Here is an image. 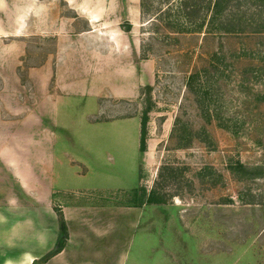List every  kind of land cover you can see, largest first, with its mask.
<instances>
[{"label":"rangeland","instance_id":"obj_1","mask_svg":"<svg viewBox=\"0 0 264 264\" xmlns=\"http://www.w3.org/2000/svg\"><path fill=\"white\" fill-rule=\"evenodd\" d=\"M261 1L246 2L254 19L261 4L264 15ZM69 2L0 0V87L19 84L13 96L23 90L35 108L36 87L54 86V65L51 73L41 65L54 63L59 45L82 50L89 45L79 36L90 31L126 44L127 52L101 59L104 66L94 70H85L94 63L79 51L73 79L81 91L61 107L64 125L80 133L72 148L81 174L90 170L82 181L93 186L89 192L79 186L75 196L114 209L109 233L92 237L90 246L80 243L78 259L264 264V33L193 32L195 25L173 23L179 0L158 20L164 0ZM169 23L193 31L172 32ZM215 52L221 58L212 68ZM203 68L208 75L191 91L187 76ZM184 128L189 142L178 147ZM150 195L160 202L145 203ZM105 252L111 257L102 260Z\"/></svg>","mask_w":264,"mask_h":264},{"label":"crops","instance_id":"obj_2","mask_svg":"<svg viewBox=\"0 0 264 264\" xmlns=\"http://www.w3.org/2000/svg\"><path fill=\"white\" fill-rule=\"evenodd\" d=\"M79 37L86 39L89 46L79 50L70 43L59 45L53 55L54 63L41 65L50 73L54 65V86L49 88L46 83L36 87L40 94L35 108L21 93L23 90L13 96L11 89H21L19 84L0 87V264H91L78 259V245L90 246L92 237L101 238L110 231L106 226L112 225L108 217L114 209L81 204L75 196L79 186L88 192L93 186L91 189L82 181L89 180L90 170L81 174L80 157L75 151L78 148H72V137L80 133L74 134L64 125L61 107L65 98H74L81 91L73 79L79 51L94 63L86 64L85 70L95 65L94 70L100 67L99 63L104 66L103 58L119 57L127 52V47L116 36L95 31ZM109 63L118 65L114 59ZM84 167L88 170L89 166ZM59 214L65 221L68 238L59 253L42 262L56 245ZM108 246L113 245L108 243L103 248L107 250ZM106 252L96 255L102 254V260L105 256L110 258L111 253ZM96 259L99 264L101 260Z\"/></svg>","mask_w":264,"mask_h":264},{"label":"trees","instance_id":"obj_3","mask_svg":"<svg viewBox=\"0 0 264 264\" xmlns=\"http://www.w3.org/2000/svg\"><path fill=\"white\" fill-rule=\"evenodd\" d=\"M248 0H179V11L173 23L179 24L180 21L185 23L186 25H195V30H188L186 26L182 28V30L175 28V24L169 23L171 28H175L177 33H186V32H201L204 35H234V34H263L264 33V15H263V4H261L259 12H256L254 15L258 16L259 19H254L253 13H251L250 7L246 5ZM166 3V9L163 12H160L154 18L162 16L164 13L166 14L169 10V6L172 5L173 0H164ZM263 2V0L261 1ZM143 2H141V7ZM243 8L244 10H241ZM168 14V13H167ZM257 14V15H256ZM152 17V18H153ZM200 17L202 19L200 20ZM207 17V18H206ZM158 20V18H157ZM200 20V21H198ZM153 19H149L147 23L152 22ZM131 24H127L125 31L130 30ZM184 29V30H183ZM168 35V34H167ZM221 56L219 53L215 52L211 56L210 66L212 68L218 67V61ZM223 58V57H222ZM209 70L203 68L201 70L195 71L194 73H190L187 76L186 86L189 89L193 90V82L204 81V74L208 75ZM206 75V76H207ZM207 81V79H206ZM199 107H202V101L200 99L197 100ZM207 121H210L209 115L207 117ZM219 124L222 125L220 122ZM176 129V128H175ZM183 130V128H182ZM189 142V136L187 135V131L184 128V132L179 138L178 147H186ZM145 150V139L141 137L140 140V151L144 152ZM241 168V165H238ZM158 198L154 195H150L146 198L145 203L152 204L157 203ZM160 202V200H159ZM68 238L67 227L65 221L61 214H59V236L56 242V245L53 251L47 254L41 261L45 262L53 255L59 253ZM32 264H37L33 262Z\"/></svg>","mask_w":264,"mask_h":264}]
</instances>
